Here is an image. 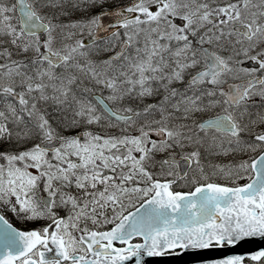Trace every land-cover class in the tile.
<instances>
[{"label":"snow or ice","instance_id":"1","mask_svg":"<svg viewBox=\"0 0 264 264\" xmlns=\"http://www.w3.org/2000/svg\"><path fill=\"white\" fill-rule=\"evenodd\" d=\"M69 4L87 19L63 23ZM104 7L0 0V264H144L184 254L190 264H244L245 255L224 253L264 242V0H133L95 13ZM109 27L124 29L122 38L112 32L119 50L95 47L114 55L93 59L99 31ZM245 61L254 66L240 67ZM239 72L250 78L220 87ZM95 89L107 96L86 95ZM161 90L158 103L131 106ZM49 102L62 131L40 107ZM217 107L224 114L198 120ZM102 121L121 135L93 131ZM209 132L227 138L225 154H261L217 166L226 185L193 179L194 191L178 192L175 179H154L159 166L155 175L184 180L181 164L207 179L199 147ZM187 147L177 159L176 149ZM41 186L47 196L37 199ZM8 212L50 223L18 231ZM107 224L114 227L101 230ZM250 259H264V250Z\"/></svg>","mask_w":264,"mask_h":264},{"label":"rangeland","instance_id":"2","mask_svg":"<svg viewBox=\"0 0 264 264\" xmlns=\"http://www.w3.org/2000/svg\"><path fill=\"white\" fill-rule=\"evenodd\" d=\"M122 2L123 1H121V0H105V7H107L108 5H111V4H116V5L119 4V5H121V4H123ZM102 9H105V8H97L94 11H95V13H98ZM68 11L70 13L68 16H61V21L63 23H69V22H75V21L84 20V19H87L88 15H89L87 13H81L79 11L72 10L70 4L68 6ZM83 38H85V39L88 38L87 34H85V36ZM110 44H112V43L103 41V44L98 45V46L97 45L94 46L92 58L96 59V60H102V59H107L109 56H111L114 52L101 51L98 54L95 52V47L103 48L106 45H110ZM117 45H119V43ZM117 45H116L115 51H117V48H118ZM245 62H251V61H245ZM248 68H251V67H248ZM185 80H187V78H185ZM101 91L104 93V91L102 89H95L94 90V92H97V93H101ZM91 93H93V92H91ZM253 99L256 102V106L259 107L261 105V103H262L261 98L259 96H255V97H253ZM125 103L127 104L128 102L126 101ZM132 104L140 106V109H142L145 105H147V103L144 102V101L142 103L132 102ZM53 106L56 107L55 105L51 104V102H49V104H47V105H44V104L40 105L42 110L51 109V108H53ZM114 106H118V105H114ZM220 110H221V108L217 107V108L205 111L204 114L200 113V114H198V120L201 122V120L203 118L215 115V114L219 113ZM52 112H54L53 109L51 110L50 114ZM57 118H59V116ZM102 123L104 124L103 127H101V126H93L92 129H94L95 132H97L99 134H102V135L107 134V133L116 134L118 132H121L119 128L109 127L107 125L106 121H102ZM255 131H260V129L257 128V129H255ZM131 134H135V133L132 132ZM200 135L203 136L204 134L201 133ZM213 136L217 137L215 142H213V140H212ZM36 142H38V141H36ZM228 148H229V144L227 142V138L220 137V135L218 133L209 132L207 137H205L203 146L199 147L200 167L202 169H204V171H205V169H208V170H211L212 172H216L217 166L224 167V166H228V165H236L239 162H241L242 160H249V157H253L254 158V157H257L260 154L259 151H257L256 153L249 152L247 154L234 153V152H230L229 151V152H227V154H225V152L222 149H228ZM192 150L193 149L191 147L184 148L183 150L177 148L176 152H175V155L176 156H182L184 153L191 152ZM166 156H167V154H164V156H158L157 158L158 159H163ZM32 171L34 172L35 170L33 169ZM152 171L157 173L159 171V166H157V168L153 169ZM165 171H167V169H165ZM172 171H174V169ZM204 171H203V173L207 177V179H204V178L201 177L200 170L194 164L193 168H192V170H191V172L189 174L190 175L189 179L186 180V181L195 179L196 181L198 180V182L199 181H201V182H205V181H224V182H228L229 183V181L226 180L222 175H210V174L205 173ZM160 176L161 177H168L166 175L161 174V175L158 176V178H160ZM247 182H248L247 180H240L239 184L243 185V184H246ZM71 191L75 192L76 190L73 188V189H71ZM42 193H45V192H43L42 186H41V190L36 193V198ZM133 199H134V201H135V203L137 205L140 204L139 200H136L135 198H133ZM132 209L133 208L130 207L129 210H132ZM8 214L14 216L13 213L11 214V213L8 212ZM109 215H111L110 212H109ZM107 225H110V224H107ZM88 227L91 228L92 225L89 223Z\"/></svg>","mask_w":264,"mask_h":264},{"label":"water","instance_id":"3","mask_svg":"<svg viewBox=\"0 0 264 264\" xmlns=\"http://www.w3.org/2000/svg\"><path fill=\"white\" fill-rule=\"evenodd\" d=\"M125 7H121L120 9H123ZM117 10V9H116ZM116 10L108 11V12H115ZM116 17H106L105 18V25H109L110 22H115ZM114 29L112 27H109V31L105 32L103 30L99 31L98 38L106 37L110 35ZM239 84V83H237ZM183 165V164H181ZM182 169L186 170V166H181ZM47 195H44L43 197H46ZM259 250H264V242H261L259 240H256L255 242L247 245H243L238 248H231L228 249L224 255H230V254H243L246 256H250L251 254H255ZM50 256L54 255V253L49 254ZM210 255H220L218 253H211ZM193 260V257L190 254H184L181 256H167V257H145L144 264H190V262ZM128 264H134L133 261H129Z\"/></svg>","mask_w":264,"mask_h":264},{"label":"flooded vegetation","instance_id":"4","mask_svg":"<svg viewBox=\"0 0 264 264\" xmlns=\"http://www.w3.org/2000/svg\"><path fill=\"white\" fill-rule=\"evenodd\" d=\"M123 31H124V29H123ZM113 37H115V36H113ZM113 37H111V38H113ZM205 47H208V46L205 45ZM201 67H202V65H201ZM240 67H243V66L240 65ZM198 70H200V69L198 68V69H195V70H193V71H198ZM246 77H247L246 74H244L243 72H239V73H235V74H232V75L226 77V80H227V83H228V82H231V81H234V80H240V79H243V78H246ZM227 83H225V84H227ZM225 84L221 85L220 87L223 88V86H224ZM101 93H103V92L101 91ZM103 94H105V95L107 96V92H106V91H104ZM112 106H113V108H117V107H119V106H114V105H112ZM187 179H188V177H186L184 180H187ZM184 180H182V181H184ZM176 182H177V181H176ZM189 182L191 183V180H189ZM181 183H184V182H181ZM219 183H222V184H228V182H224V181H221V182H219Z\"/></svg>","mask_w":264,"mask_h":264},{"label":"trees","instance_id":"5","mask_svg":"<svg viewBox=\"0 0 264 264\" xmlns=\"http://www.w3.org/2000/svg\"><path fill=\"white\" fill-rule=\"evenodd\" d=\"M53 118L50 120V122L52 123L53 127L57 128L58 131H62L59 127V123L57 120H59V118H57L59 115L58 113H54Z\"/></svg>","mask_w":264,"mask_h":264}]
</instances>
